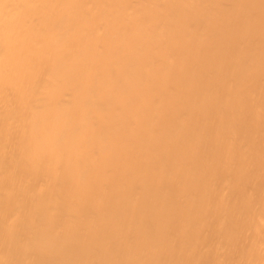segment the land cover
Returning a JSON list of instances; mask_svg holds the SVG:
<instances>
[{
  "label": "bare ground",
  "instance_id": "obj_1",
  "mask_svg": "<svg viewBox=\"0 0 264 264\" xmlns=\"http://www.w3.org/2000/svg\"><path fill=\"white\" fill-rule=\"evenodd\" d=\"M0 264H264V0H0Z\"/></svg>",
  "mask_w": 264,
  "mask_h": 264
}]
</instances>
